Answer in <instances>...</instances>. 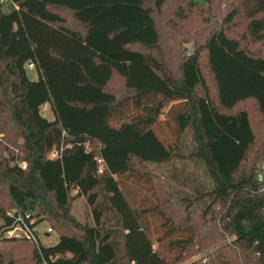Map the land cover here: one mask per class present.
<instances>
[{
	"label": "trees",
	"instance_id": "obj_1",
	"mask_svg": "<svg viewBox=\"0 0 264 264\" xmlns=\"http://www.w3.org/2000/svg\"><path fill=\"white\" fill-rule=\"evenodd\" d=\"M9 1L13 9L6 12L0 0V123H12L18 139L16 149L0 146L7 152L0 153V232L13 224L7 213L15 211L31 212L36 224H71L79 233L40 248L27 239L0 240L31 243L41 264H203V258L205 264H264V190L258 181L264 151L252 167L245 165L256 143L250 113L225 112L254 100L264 117V56L220 28L186 51L180 76L172 75L163 62L166 50L187 33L175 24L177 15L206 0ZM243 6L249 38L264 45V0H244ZM203 50L217 102L202 72ZM115 75L125 85L121 98L108 91ZM129 101L137 112L126 117L122 108ZM172 102L183 104L177 125L192 134L194 156L212 185L196 191L201 202L185 197L188 203L179 208L169 196L158 197L155 187L156 205L132 203L116 177L151 181L152 173L138 166L173 159L175 152L153 128ZM46 104L53 119L42 115ZM53 149H62L56 159L49 158ZM98 157L105 161L102 175ZM80 197L93 207V225L72 215ZM164 204L180 216L168 215ZM153 212L164 220L158 241L181 249L174 259L154 248L145 217ZM105 213L113 215V224L105 225Z\"/></svg>",
	"mask_w": 264,
	"mask_h": 264
},
{
	"label": "rangeland",
	"instance_id": "obj_2",
	"mask_svg": "<svg viewBox=\"0 0 264 264\" xmlns=\"http://www.w3.org/2000/svg\"><path fill=\"white\" fill-rule=\"evenodd\" d=\"M2 1L6 12H8L9 9H13V5L9 0ZM243 2L244 0H206L202 6H194L189 9L185 8L183 12H179L177 15L178 20H176L175 24L181 26L187 31V33H182L178 36L177 39H179V41L176 46L172 49L166 50L167 58L163 59V62L167 66V70L174 76H180L181 66L184 60L183 55L192 52L195 44L202 45L207 34L211 33V31H218L220 28L224 29L229 37L238 39L241 42V46L246 48L252 54L264 56V45L261 43H254L248 36L247 24L250 19L246 17ZM60 12L64 16H67L66 11ZM234 13L235 15L232 22H226L225 19ZM211 19L215 20L211 22ZM157 22L163 26V23H161L158 18ZM195 31L199 32L197 36L194 34ZM162 35L165 37L163 31ZM180 39H184L185 43ZM201 68L211 87L212 98L217 102V90L213 75L208 66L207 50H203L201 53ZM27 71L30 78L35 77L36 72L34 68L27 66ZM108 91L115 94L117 98L125 96L126 91L123 80L115 75L108 86ZM178 103L179 102L170 103L163 110V115L159 117L157 124L153 126L156 133L164 141L166 146L168 145V147L175 152L173 159L160 164L145 163L139 165V169L145 171L146 174H148V172L152 173L154 177L151 181H149V179H139L128 175L120 178L116 177L120 182L123 191L132 203H140L141 201H144L142 204L145 206L156 205L157 199L154 194V189H156L158 197L162 198L169 196L168 198L172 201V204L179 208L188 203L187 200H182L185 197H190L194 200L195 197L198 196V200L201 202V200H203L202 196L196 191L200 189L201 191L206 190L207 192L212 185L201 161L194 156V141L192 134L190 131L181 133L177 125L175 117L184 109L182 106L183 104ZM241 109H246L250 113L253 130L256 134V143L249 152L248 158L245 162V165L250 168L264 151V117L261 115L257 103L254 100H247L239 103L232 111L225 112L235 113ZM122 110L126 111V117L137 112L132 101H129ZM168 110L169 112H167ZM41 112L44 117L51 119L52 114L49 110V106L44 105ZM11 127H13L12 123H0V146L6 147L9 150L16 149L12 143L18 139L15 134L13 135V133L10 132ZM93 146L98 148L99 144L93 143ZM1 154L7 155V152L2 151ZM10 157H13V155L8 156V158ZM3 190L5 191L6 188H3ZM75 192L76 191H73L72 194L76 195ZM145 198H148L149 202L145 201ZM2 199L9 202L8 196L5 192ZM102 202L103 198L101 197L98 200V203ZM72 206V215L75 219L82 224L86 223L93 225V207L89 206L85 197L75 199ZM172 207H167L166 204L162 205L163 210L166 211L168 215L180 216L175 213ZM167 208L171 211L167 210ZM145 217L154 241L155 250L161 251L167 258L174 259L178 256L181 252L179 247L170 246L169 241L162 244L158 241L164 223L163 218H161L156 212L150 213ZM103 221L106 222L105 225L107 226L113 224V215L105 213ZM3 223L4 221L0 217V227ZM48 227H52L54 230L50 236H46L44 232ZM39 229H41V243L44 246L57 244L59 236L62 234L77 235L79 233V231H77L71 224H65L64 227H62L51 219L40 223ZM178 236L179 235H176L175 239H177ZM231 239L232 237H227L225 240ZM221 243L222 241L218 242L217 246L221 245ZM33 250L34 246L27 241L0 240V264H41L35 259ZM191 251L192 249L190 252ZM189 262L190 260L186 259L179 264H188ZM191 262H193V260Z\"/></svg>",
	"mask_w": 264,
	"mask_h": 264
},
{
	"label": "built area",
	"instance_id": "obj_3",
	"mask_svg": "<svg viewBox=\"0 0 264 264\" xmlns=\"http://www.w3.org/2000/svg\"><path fill=\"white\" fill-rule=\"evenodd\" d=\"M17 8V6L15 5ZM28 67L32 68L33 64L28 63ZM62 149H53L49 155V158L56 159L60 156ZM99 164V174L104 173L105 161L103 158H97ZM260 165V164H259ZM21 167L25 169L27 163H21ZM262 171L258 174V181L262 184L264 190V163H262ZM9 217L14 218V222L7 229L0 232V238H10V239H27L35 244L37 248L41 246L39 224H36V219L31 212L16 215L15 211H9L7 213ZM46 236H50L54 230L52 227H48L45 231ZM212 250L209 251V253ZM207 263V258H203V264Z\"/></svg>",
	"mask_w": 264,
	"mask_h": 264
},
{
	"label": "crops",
	"instance_id": "obj_4",
	"mask_svg": "<svg viewBox=\"0 0 264 264\" xmlns=\"http://www.w3.org/2000/svg\"><path fill=\"white\" fill-rule=\"evenodd\" d=\"M5 11V10H4ZM135 46H137V45H130V47H135ZM32 80H37L38 79V74L37 73H35V77L34 78H31ZM46 106H49V110L51 111V109H50V105L49 104H46ZM167 112H169V110L167 111ZM51 114H52V112H51ZM163 115V114H162ZM51 119H53V114H52V117H51ZM160 121H161V119H160ZM76 193V192H75Z\"/></svg>",
	"mask_w": 264,
	"mask_h": 264
}]
</instances>
